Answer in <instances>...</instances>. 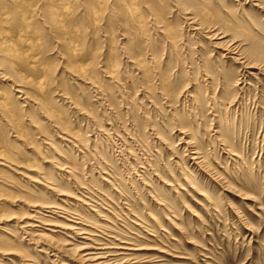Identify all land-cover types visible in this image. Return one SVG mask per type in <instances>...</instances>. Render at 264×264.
Wrapping results in <instances>:
<instances>
[{
  "label": "rangeland",
  "instance_id": "374dc122",
  "mask_svg": "<svg viewBox=\"0 0 264 264\" xmlns=\"http://www.w3.org/2000/svg\"><path fill=\"white\" fill-rule=\"evenodd\" d=\"M69 1L65 40L28 16L36 52L20 45L25 64L13 61L12 74L45 82L40 101L0 84L12 108L0 111V152L17 162L0 166V264H85L88 247L121 254L116 264H264V77L211 39L221 33L264 62V0L260 9L240 0ZM35 54L42 71L27 66ZM196 140L211 173L197 166ZM42 202L70 215L44 218L52 243L20 229L25 217L42 218L33 205Z\"/></svg>",
  "mask_w": 264,
  "mask_h": 264
},
{
  "label": "bare ground",
  "instance_id": "6f19581e",
  "mask_svg": "<svg viewBox=\"0 0 264 264\" xmlns=\"http://www.w3.org/2000/svg\"><path fill=\"white\" fill-rule=\"evenodd\" d=\"M106 1H109V0H106ZM106 1H104V2H106ZM135 1H137V0H135ZM240 1H243L246 4L252 2L249 5V6H252V7H257V8H259V7L261 8L262 7L260 1H258V0H240ZM98 2L103 4V1L102 0H99ZM109 2H108V4H109ZM148 2H149V0H148ZM137 3H135V5H137ZM128 4H129V2H128ZM147 4H149V3H147ZM105 5L107 6V3H105ZM116 5L117 4H115V7H116ZM138 5H137V8H138ZM153 5H155L154 7H156V4H153ZM243 5H244V3H243ZM111 7H113V5H111ZM118 8H120V7H118ZM72 9H73L72 8V4L70 3L69 0H0V84H2V83L5 84L4 86L7 89L18 88L17 90H15V89L14 90H15L16 93L20 94V97H18L17 99H20L22 102L27 103V102H30V100L32 99L31 102L34 103V105H35V104H37V102L40 101V99L38 98V97L41 96V95H39L40 92H44V91L47 90V87L45 86V82L42 81V80L41 81L38 80L39 82H34V80H31V79H27V78H23V77L20 78V76H17L15 73L12 74V71L15 70L14 62L13 61H16V63L18 65H24L25 64V61H24V58H26V55L24 54L25 53L24 52L25 50L22 51L21 49H19L18 47H20V45L23 46L24 48L25 47H29V51H32L33 53L36 52V50L34 49V44H32V42L31 43L30 42L27 43V40H26V34L27 33L30 32V34L32 36H34V33H32L33 26H31L30 23H29V21H30L29 20V17L30 18H33V20L36 19V18H38V17L43 18V20L49 25V27L52 30H54L55 32H57V36L59 38L65 40V38H66V36L68 34V32L66 31V29H68V28L65 27V24H64L63 20L72 12ZM115 9H116V11L119 10V9L117 10V8H115ZM136 11H137V9H136ZM126 12H127V10H126ZM133 13L134 12H133V9H132V14ZM136 13H134V17L136 16ZM160 14L162 15L161 12H160ZM129 16H130V14H129ZM138 18H140V17H138ZM189 18H191V17H189ZM67 19H68V17H67ZM134 19H137V18L135 17ZM131 20L133 21V19H131ZM139 20L137 22H134V23L135 24L137 23L136 25L140 28V29L139 28L138 29L141 30L142 27L144 28V26H143L144 23H142ZM142 21H144V20H142ZM134 23H131L132 26H133ZM194 30L196 31V29H194ZM75 31L76 30H74V32ZM70 32H71V30H70ZM72 36H74V34ZM219 36H222V37H219ZM211 37H212L211 38L212 41L214 40V43L213 42L212 43L214 44V47L216 49L223 50V52H226L228 55H231L233 57V60L234 61H236L239 64L244 65L245 68L248 71H258L259 72V76L264 77V64H263L264 62H256V61L253 62V61H249L248 60L249 57L246 54L244 55V51L242 52L240 50L239 45H236L235 42L228 43V42L224 41V39L226 38V36H224L221 33H219V34L218 33H216V34L215 33H212V36ZM13 38H16L15 39L16 42H13V40H12ZM39 39L41 40L42 38H39ZM72 47H71V49H72ZM74 51L75 50H73L72 52L75 53L76 51L75 52ZM77 52H78V49H77ZM80 52H81V50H79L78 53H80ZM21 55H24V57H21ZM69 55H70V53H69ZM36 56H39V55L35 54V56H33V58H31L27 62V66L30 69H32V70L42 71L43 68L41 67V64H40V58L39 57H36ZM71 56H73V55H71ZM131 58H133V57H131ZM136 59H138V58H136ZM136 59L133 58V60H136ZM136 64H137L136 66H138L140 69L143 70L145 82L147 80V83H148V79L150 78V75L148 74V69L146 68L145 62L143 60H141V58H139V60L136 61ZM115 69H116L115 68V64H113V61H111V64L109 65L107 71L112 74V73H114ZM85 71L87 72V69H81L80 68V70H78L79 74H81V73H84L85 74L86 73ZM214 71L217 72V68H215ZM88 73H89V75H91V72H88ZM149 73H150V71H149ZM217 73H216V77H217ZM37 74H39V73H37ZM207 74H210V73L207 72ZM207 74H206V76H208ZM160 78H161V80H160V82H161L160 87H162V92L164 93L162 96H165L166 99L168 98L171 101H173L175 99L176 94H173L171 92L170 87H168L169 84H167V79L165 78V75L164 76L161 75ZM11 79H13L14 82ZM150 79H149V81H150ZM9 82L11 83L10 86L7 85V83H9ZM147 83H146V85H149ZM159 84L160 83H158V85ZM26 88L28 90H30V94L28 93V91H26ZM156 90H158V89H156ZM158 91L161 92L160 90H158ZM177 97H178V95H177ZM11 110H12V108L9 105V103L7 102V98H5L4 96H1L0 95V111L3 113V115H8L9 113H11ZM179 120H181V119L179 118ZM180 123H181V121H180ZM190 126H189V128H190ZM182 127H184V126H182ZM212 131H214V130H212ZM215 131H217V130H215ZM185 133H187V132H185ZM216 133L219 134V136L221 138V139L220 138L219 139L222 141V143H224V142L226 143L227 142L228 145L226 147L227 148L226 150L229 149L228 151L229 152H232V150H231L232 147H230V144L231 143L227 140V137L229 135L228 134V131H226V130L222 129L221 127H219V130ZM193 140H195V139H193ZM203 142H205V141H203ZM203 142L202 141H198L197 142V140H196L195 143L190 142V144H192L194 146L193 148H195V150H196V151H194V153L198 151V153H196V157L197 158L195 159L197 161V166L198 165L199 166H203L204 169H205V171L207 173H211V170L212 169L210 168L211 166H209L210 163L207 162L209 159H207L208 155H207V157L205 156V152L206 151H204ZM190 144H188V145H190ZM205 145H206V143H205ZM205 150H206V147H205ZM191 154H193V152ZM228 155H229V153H228ZM191 157H193V156H191ZM193 159H194V157H193ZM16 163L17 162L13 158L9 157L7 154H4V153L0 152V166L4 167L6 169H9V168H12V167L17 166ZM194 163H196V162H194ZM1 178L2 177L0 176V179ZM219 178L217 180H219ZM215 181H216V179H215ZM40 185H43L44 187H47L50 190H52V187H51L52 185L50 183L41 182ZM33 205L37 209L40 210V212H38V213L36 212V214L39 215V216H41L42 218H38L37 217V220H34V218L25 217L24 218L25 221H22V226H21L20 229L22 230V233L24 235H27V237L28 236L33 237V238L34 237H36V238L37 237L38 238L40 237L42 240H47L48 242L52 243L53 241H52V238H50V235L45 234V232L43 233V230L44 231H48V230H45L44 229V226H46V227L47 226H51V223H49L50 221L47 220V219H44V218H51V217H54V216H55V218L60 217V216L69 217L70 215H68L67 213H64L65 210L62 209L61 205L58 206L59 208L52 207V206H50V204H46L45 202L44 203L43 202L42 203H35ZM31 215H33V214H31ZM30 219H32V220L31 221H28ZM39 229L40 230L42 229V230L41 231H38ZM48 233H50V232H48ZM89 243H91V242H89ZM61 244H63V243H61ZM85 249H90V250H87L86 251ZM85 249H84L85 252H83V254L80 256V259L82 260V263H85V264H116L115 261H117V260H115V259H117L119 256H121V254H112V253H115V252L106 251V250H108V248L103 249V250H105V253L104 252H97L98 250H102V249H95V248H91V247H88V248H85ZM121 250L133 251V250H129V248L128 249H124L123 248ZM87 252H89V253H87ZM9 255L11 256L13 254H9ZM124 255L127 256L126 254H124ZM122 260L124 261V262H122L123 264H154V263L149 262V261L148 262H146V261L145 262H141V261L137 260L136 257L135 258H129V259H124L123 258ZM127 260H128V262H125ZM159 260H161V259H159Z\"/></svg>",
  "mask_w": 264,
  "mask_h": 264
}]
</instances>
